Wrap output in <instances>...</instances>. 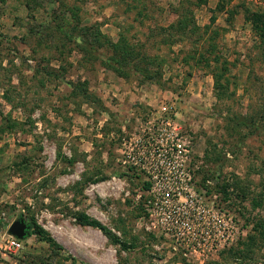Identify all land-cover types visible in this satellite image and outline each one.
Here are the masks:
<instances>
[{
  "label": "rangeland",
  "instance_id": "obj_1",
  "mask_svg": "<svg viewBox=\"0 0 264 264\" xmlns=\"http://www.w3.org/2000/svg\"><path fill=\"white\" fill-rule=\"evenodd\" d=\"M253 14L264 0H0V245L23 216L63 248L30 234L18 253L0 249V264H264V37ZM118 45L132 52L121 58ZM163 105L172 124L152 125L172 132L161 190L184 172L215 237L227 236L218 246L174 249L147 230V173L123 161L129 143L147 145Z\"/></svg>",
  "mask_w": 264,
  "mask_h": 264
},
{
  "label": "built area",
  "instance_id": "obj_2",
  "mask_svg": "<svg viewBox=\"0 0 264 264\" xmlns=\"http://www.w3.org/2000/svg\"><path fill=\"white\" fill-rule=\"evenodd\" d=\"M172 110L173 108L169 105H163L157 112L151 113L147 121L151 126L147 127V132H145L147 135L145 139L147 145L143 144L142 139L135 142L134 146L129 143L125 151L123 164L131 168L145 169L147 173L148 182L150 183L146 204L148 218L147 230L152 233L161 231L165 236L170 237L176 243L173 245L174 249L181 246L185 251L190 252L196 250L197 247L203 244L207 246H210V244L218 246L217 240L226 242L227 236L222 233L221 236L215 237L216 235L209 227L208 222H210V218L209 214L207 216L208 211L205 208L199 211V206H196L191 191L194 195L196 192L193 187L188 189V183L185 180L186 174L177 171L173 173V176L169 175L171 178L170 184L174 186L172 189L169 188V190H161L162 186L158 182V180L163 179L162 174H168L164 168H159L158 165L162 166V161H164V158H161L162 155H165L162 154L161 150L164 136L171 137L172 132L166 131V128L162 130L158 128L157 131L159 130L160 132H157L153 130V126L155 124L170 126L173 121L170 117ZM162 113L166 116H159ZM179 134L180 132H176L175 137ZM146 146L153 149V154L151 152L147 154ZM178 147V144H175L170 150L173 151ZM168 154L173 155L174 153L168 151L166 156ZM154 157L158 161L160 158L161 161L159 164L156 161V168H152L153 166L151 165L150 168L152 170H150L149 164L154 160ZM188 179L190 180L191 177L188 176ZM184 187L188 190H184ZM206 217L208 220H205ZM2 239L4 242L3 245H0V249L3 251V254H16L23 249V240L10 235L8 232L5 233Z\"/></svg>",
  "mask_w": 264,
  "mask_h": 264
},
{
  "label": "trees",
  "instance_id": "obj_3",
  "mask_svg": "<svg viewBox=\"0 0 264 264\" xmlns=\"http://www.w3.org/2000/svg\"><path fill=\"white\" fill-rule=\"evenodd\" d=\"M252 16H253L254 21H255L256 30L262 31L260 34L262 37H264V15L253 14ZM183 19L184 18H182L178 21V25L182 26L183 29H186L187 28V20L185 21V19L184 20ZM114 45H116V44H114ZM115 47H117L118 51H120L119 55L121 58H123V56H127L128 54H130L132 52V50L128 46H125V45H118ZM112 60L117 61L114 58ZM219 79H221V76L218 77L217 81H219ZM143 187H144V189H149L150 183L145 182ZM228 187H229V185H227V184L223 185V190L224 191L227 190ZM259 205H260L259 202L254 203V207H258ZM141 209L144 210L143 204H142V206L140 205V210ZM21 217H23V216H21ZM76 220L78 221V223L80 225L89 226V227L99 229L114 245H116V246L119 245L122 250L127 251L133 247L132 244H130L127 240H123V238H121V237L117 236L115 233H113V231L111 229H109L106 225L102 224L100 221L88 216L85 213H79L77 215ZM25 221L31 227L30 234L36 235L42 241L47 242L48 244H50V246H52L56 249H60V250L63 249L62 246L60 244H58L56 242V240L47 232V230H45L41 225H39L38 222L34 218H32V220H26V218H25ZM83 264H86V263H83Z\"/></svg>",
  "mask_w": 264,
  "mask_h": 264
},
{
  "label": "water",
  "instance_id": "obj_4",
  "mask_svg": "<svg viewBox=\"0 0 264 264\" xmlns=\"http://www.w3.org/2000/svg\"><path fill=\"white\" fill-rule=\"evenodd\" d=\"M30 229V225L27 224L23 217H20L9 226L8 233L18 239L24 240L30 234Z\"/></svg>",
  "mask_w": 264,
  "mask_h": 264
}]
</instances>
